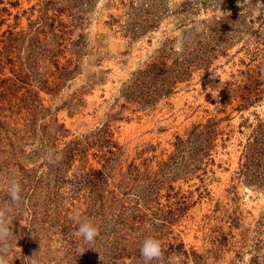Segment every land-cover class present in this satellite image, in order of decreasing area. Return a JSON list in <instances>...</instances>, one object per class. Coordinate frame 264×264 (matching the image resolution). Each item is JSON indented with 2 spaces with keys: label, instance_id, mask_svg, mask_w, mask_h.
I'll use <instances>...</instances> for the list:
<instances>
[{
  "label": "rangeland",
  "instance_id": "rangeland-1",
  "mask_svg": "<svg viewBox=\"0 0 264 264\" xmlns=\"http://www.w3.org/2000/svg\"><path fill=\"white\" fill-rule=\"evenodd\" d=\"M13 178L11 264H144L149 235V264H264V0H0V206Z\"/></svg>",
  "mask_w": 264,
  "mask_h": 264
},
{
  "label": "clouds",
  "instance_id": "clouds-1",
  "mask_svg": "<svg viewBox=\"0 0 264 264\" xmlns=\"http://www.w3.org/2000/svg\"><path fill=\"white\" fill-rule=\"evenodd\" d=\"M241 6V4L239 5ZM22 186L19 180L10 179L8 181L7 194L9 202L0 206V264H11L9 254L12 251V241L15 236L12 231V221L10 219L14 207L21 203ZM78 225V234L82 237L83 244L94 243L99 235V230L94 222L87 216L82 215L78 210L72 217ZM81 254L83 248L78 249ZM144 264H149L153 260H159L162 257V247L159 239L154 236H146L140 248Z\"/></svg>",
  "mask_w": 264,
  "mask_h": 264
},
{
  "label": "trees",
  "instance_id": "trees-1",
  "mask_svg": "<svg viewBox=\"0 0 264 264\" xmlns=\"http://www.w3.org/2000/svg\"><path fill=\"white\" fill-rule=\"evenodd\" d=\"M22 38L23 37H21V35H19L18 38L12 37V33H10L9 37L6 39L7 47L11 48L12 45H15L17 43V41L21 40ZM57 54H58V52L45 50V54H42V55H43V58H49V60L52 62V65L55 68L56 79L59 81V84H60L62 81L67 79V77H70V75L72 74L73 71L70 70V63L69 62H66V64L62 65V66L59 65V63L57 61ZM161 66H164V64H158V72L160 71V75H164V69L161 70V68H160ZM173 80L176 81L177 78H173ZM163 82H164L163 84L169 86L167 88L170 89L171 77H166L163 80ZM44 83L47 84V82H44ZM57 86H59V85H57ZM46 91L53 92V88H51V89L47 88ZM202 134L204 136H207V134H205V132H203ZM73 151L74 150L68 149L67 152L63 153V155L61 157L62 160L60 162V165L62 166V168L56 169L55 170L56 173L61 172L63 170V168L67 165V163L71 160V158L74 156Z\"/></svg>",
  "mask_w": 264,
  "mask_h": 264
}]
</instances>
